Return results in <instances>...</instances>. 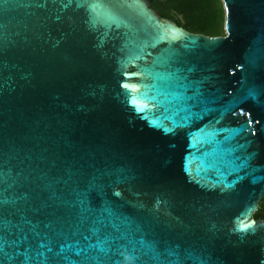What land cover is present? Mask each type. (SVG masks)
Wrapping results in <instances>:
<instances>
[{
    "label": "water",
    "instance_id": "95a60500",
    "mask_svg": "<svg viewBox=\"0 0 264 264\" xmlns=\"http://www.w3.org/2000/svg\"><path fill=\"white\" fill-rule=\"evenodd\" d=\"M222 1L0 0V264H264V0Z\"/></svg>",
    "mask_w": 264,
    "mask_h": 264
},
{
    "label": "trees",
    "instance_id": "16d2710c",
    "mask_svg": "<svg viewBox=\"0 0 264 264\" xmlns=\"http://www.w3.org/2000/svg\"><path fill=\"white\" fill-rule=\"evenodd\" d=\"M152 8L192 32L213 36L225 34L222 0H152ZM255 218L264 220V212L257 210Z\"/></svg>",
    "mask_w": 264,
    "mask_h": 264
},
{
    "label": "rangeland",
    "instance_id": "374dc122",
    "mask_svg": "<svg viewBox=\"0 0 264 264\" xmlns=\"http://www.w3.org/2000/svg\"><path fill=\"white\" fill-rule=\"evenodd\" d=\"M226 34V33H225ZM264 199H262L263 201ZM262 201L260 202V205H259V209L258 210H262L264 212V205L262 204Z\"/></svg>",
    "mask_w": 264,
    "mask_h": 264
}]
</instances>
